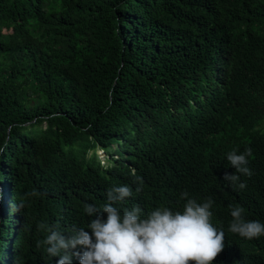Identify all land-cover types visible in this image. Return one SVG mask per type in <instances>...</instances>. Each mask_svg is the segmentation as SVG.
I'll use <instances>...</instances> for the list:
<instances>
[{"label":"trees","instance_id":"obj_1","mask_svg":"<svg viewBox=\"0 0 264 264\" xmlns=\"http://www.w3.org/2000/svg\"><path fill=\"white\" fill-rule=\"evenodd\" d=\"M124 184L145 214L211 197L214 264H264V236L228 231L235 206L264 222V0H0V264H56L38 224L86 227Z\"/></svg>","mask_w":264,"mask_h":264},{"label":"clouds","instance_id":"obj_2","mask_svg":"<svg viewBox=\"0 0 264 264\" xmlns=\"http://www.w3.org/2000/svg\"><path fill=\"white\" fill-rule=\"evenodd\" d=\"M93 155L91 149L86 154L88 159ZM251 156L250 147L243 152L234 149L227 153V161L235 173H225L224 180L239 189L246 188L241 176L253 175L249 167ZM130 174L135 191L140 193L143 177L135 169ZM38 195L37 190L26 193L14 209L24 208L26 197ZM132 195L133 188L124 184L110 188L102 205L84 203L86 216H95L86 227L72 225L62 231L59 222L55 225L40 222L38 228L47 233L40 244L45 246L49 257L59 258L56 264H73V257L79 264H214L223 252L225 232L213 223L215 201L211 197L198 202L184 190L180 193V199L185 201L182 210L162 206L145 214L139 204L131 208L120 206ZM244 213L243 206L231 208L228 231L249 240L264 236V222L246 219Z\"/></svg>","mask_w":264,"mask_h":264},{"label":"rangeland","instance_id":"obj_3","mask_svg":"<svg viewBox=\"0 0 264 264\" xmlns=\"http://www.w3.org/2000/svg\"><path fill=\"white\" fill-rule=\"evenodd\" d=\"M94 150H95L94 152L97 156V159L101 161V164L107 165L108 160H107V156H106L105 151L103 149H101L100 147H96Z\"/></svg>","mask_w":264,"mask_h":264}]
</instances>
